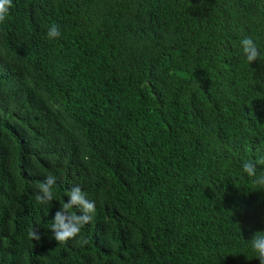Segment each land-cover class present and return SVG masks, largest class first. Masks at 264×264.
<instances>
[{"label": "trees", "instance_id": "16d2710c", "mask_svg": "<svg viewBox=\"0 0 264 264\" xmlns=\"http://www.w3.org/2000/svg\"><path fill=\"white\" fill-rule=\"evenodd\" d=\"M244 37L264 51V0H13L0 264H260L264 189L242 164L264 157V61L249 64ZM75 186L95 203L84 245L51 231Z\"/></svg>", "mask_w": 264, "mask_h": 264}, {"label": "clouds", "instance_id": "9594fccd", "mask_svg": "<svg viewBox=\"0 0 264 264\" xmlns=\"http://www.w3.org/2000/svg\"><path fill=\"white\" fill-rule=\"evenodd\" d=\"M13 7V0H0V24L6 22L10 16V10ZM61 36L60 25L52 23L47 30V38L50 40L58 39ZM242 53L249 64L261 60L264 61V51L257 47L252 37H244L240 41ZM258 167L264 168V157H257L254 160H245L242 164V170L261 189H264V173L257 174ZM56 182L54 176H48L44 181L37 182L36 188L38 194L36 200L40 203H48L53 200V186ZM68 201L61 204V207L55 212L52 219L51 231L53 239L58 243H65L68 240H74L77 245H84L87 240L80 237L82 227L90 222L95 213V203L86 199L85 193L79 186L73 187L67 193ZM78 208L80 214L72 211ZM28 238L33 241L41 240L38 231L30 228ZM251 249L255 252V258L264 264V231H256L248 241Z\"/></svg>", "mask_w": 264, "mask_h": 264}]
</instances>
